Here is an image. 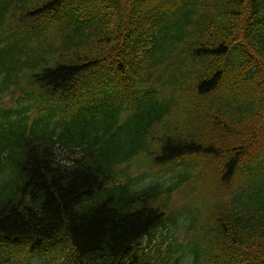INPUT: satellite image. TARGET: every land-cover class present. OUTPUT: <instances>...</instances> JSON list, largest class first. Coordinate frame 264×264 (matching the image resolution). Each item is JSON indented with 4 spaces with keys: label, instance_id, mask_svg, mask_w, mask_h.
Masks as SVG:
<instances>
[{
    "label": "trees",
    "instance_id": "1",
    "mask_svg": "<svg viewBox=\"0 0 264 264\" xmlns=\"http://www.w3.org/2000/svg\"><path fill=\"white\" fill-rule=\"evenodd\" d=\"M0 133V264H264L262 0H0Z\"/></svg>",
    "mask_w": 264,
    "mask_h": 264
},
{
    "label": "rangeland",
    "instance_id": "2",
    "mask_svg": "<svg viewBox=\"0 0 264 264\" xmlns=\"http://www.w3.org/2000/svg\"><path fill=\"white\" fill-rule=\"evenodd\" d=\"M262 3L264 5V0H262ZM140 99V96H138V98L136 100H134L131 105H132V110L133 111H136V109L138 108L139 106V100ZM134 125V124H132ZM133 133V132H132ZM132 133H127V134H132ZM149 182V179H143L141 182H140V186H144L145 184H147ZM211 189H213V186L212 185H208V186H205L204 188V193L210 191ZM203 194V193H202ZM163 236H166L168 235V238L169 240L173 241L174 239L176 240H179L178 237L180 239H182L181 235H180V232H177V230L175 228H173L172 226H169L168 229L164 230L163 233H162ZM160 236L161 234L158 236V240H160Z\"/></svg>",
    "mask_w": 264,
    "mask_h": 264
}]
</instances>
